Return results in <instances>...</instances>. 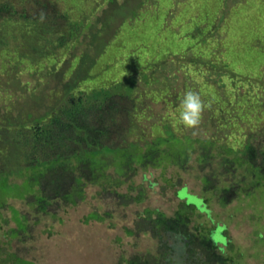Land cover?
Instances as JSON below:
<instances>
[{"label": "rangeland", "instance_id": "rangeland-1", "mask_svg": "<svg viewBox=\"0 0 264 264\" xmlns=\"http://www.w3.org/2000/svg\"><path fill=\"white\" fill-rule=\"evenodd\" d=\"M69 1L66 0V3ZM225 2L223 8L219 3ZM113 10L116 21L109 23L114 18ZM128 10L134 13L128 14L133 19L122 23L119 19ZM73 12L75 15L79 14L76 17L82 26L89 25L87 19L91 26H86L81 31L83 35L72 50V56L80 62L72 64V56L64 60V63L68 60V65L71 66L66 77H85L88 74L89 78L94 77L95 83L85 82L83 86L90 92L95 84L96 87H108L105 84L124 82L129 78L128 72L131 73L135 80L132 93L138 95L142 104L139 126L147 138L159 134L156 128L167 109L163 105L166 98L156 101L152 98L153 92L167 91L170 95L183 93L192 84L188 72L186 74L183 68L181 70L182 66L191 64L193 59L197 60L196 66L205 67L202 74L207 77L201 76L204 79L202 82L215 84L218 81L217 77L222 72L210 67L212 60L207 47L212 44L202 42L200 47L192 46L190 50L187 48L195 45L199 37L213 33V29H207L210 27L207 25L216 22V18L214 32L219 30V23L227 32L226 37L219 33L215 37L227 40L224 50L232 59L229 68L238 74L234 82L235 88L249 86V82L252 88L255 84H260V88L257 85L256 90L252 89L254 93L250 92L251 96L246 97V105L243 103L241 106L244 112L238 111L234 101H228L226 108L221 111L202 115L200 124L195 128L182 125L177 131L180 137L209 136L216 142V147L211 148L213 156L210 163L204 169V164L199 163L196 158L200 148V151L195 150L197 153L192 152L186 168L171 165L165 169H139L131 178L120 177L124 182L113 193H101L98 187L89 186L82 203L66 210L53 209V215H33V211L23 202L11 200L10 203L20 211L30 213L28 216L31 221L38 219L40 222L32 226L30 235L13 239L10 244L5 243L7 238H4L3 232L14 226V223L10 221L8 227L3 225L0 229V258H6L7 253L17 251L20 256L39 264H116L118 260L133 255H153L156 253L157 239L149 233L130 235L127 230L135 229L144 210L156 209L171 217L187 199L199 204L204 202V206L197 204L194 207L190 216L191 231L195 227L211 230L220 251L234 264H264V185L252 186L253 180L246 175L244 180H240L243 175L240 168L234 174L222 173L221 161L225 155H218L221 144L232 143L241 148L249 135L255 137L252 140L255 146L264 144V112L260 110L264 106V0H82L79 6L73 8ZM99 18L105 23L100 28L99 24H94ZM8 30L9 33L6 29L2 40L7 43L9 50L20 54L23 50L17 38L20 31L11 24H8ZM209 37L215 39L213 35ZM134 41L146 43L143 45L146 48L142 51L144 60L140 64H137L136 59L131 62L125 58L127 53H140V45ZM106 43L109 45L105 51ZM213 43L217 45L215 40ZM3 48L6 47L0 45V50ZM148 52L150 54L146 55ZM145 58L150 62L147 63ZM153 61L155 69H149ZM43 66L39 72H22L16 78L14 76L13 83L8 80L10 75L0 67V106L8 110L5 104L14 102L15 105L12 109L14 111H0V119L14 118L23 114L27 108L28 111L33 109L30 106L38 102L36 98L42 99L48 86L58 90L56 93L63 88L64 80L57 82L54 79L55 72L47 73L53 63ZM54 66L57 68V63ZM19 68L24 69V64L21 63ZM78 68L84 71L82 75L78 70L73 74ZM91 70L94 71L92 74ZM242 92L238 89L235 91L236 94ZM51 95L54 96L50 97ZM60 95L50 94L47 100L49 101V97L50 100L58 99ZM253 103L254 111L249 110L248 113L249 106ZM246 114L250 123L248 120L244 121ZM233 119H242L238 123L242 129L230 126ZM226 122L228 125L223 126ZM108 173L113 174V171L109 170ZM202 175L214 177L212 190L203 189L200 179ZM145 176L149 179L146 180ZM230 186L238 192L229 204L221 207L216 201L218 191ZM124 195L140 197L141 201L127 204ZM93 212L104 216L105 220H88ZM8 214L6 211L5 215ZM60 219L61 223L58 221ZM176 249L179 251L182 248L177 246ZM177 260L181 258L178 257Z\"/></svg>", "mask_w": 264, "mask_h": 264}, {"label": "trees", "instance_id": "trees-1", "mask_svg": "<svg viewBox=\"0 0 264 264\" xmlns=\"http://www.w3.org/2000/svg\"><path fill=\"white\" fill-rule=\"evenodd\" d=\"M80 1L70 0L66 3V0H0V45L6 47L0 50V67L10 75L9 82L13 83L14 76L16 78L22 72L33 74L44 68L43 65L51 63L53 66L47 73L55 72L54 79L57 82L64 80L63 88L61 87L59 92L56 93L58 90L48 86L42 99L34 97L38 102L32 103L30 107L33 109L30 108L28 111L27 108L23 114L14 118L0 119V229L3 225L8 227L10 221L14 223V226L3 232L4 238H7L6 244H10L13 239L23 238V235H30L32 226L40 222L38 219L31 221L28 216L30 213L20 211L10 203L11 200L23 202L30 211H33H31L33 215H53V209L66 210L82 203L85 200L86 188L89 186L98 187L101 193L106 191L113 193L124 182L120 177L131 178L139 169H165L171 165L186 168L192 152L197 153L195 150L200 148L201 151L199 150L196 158L199 163L204 164L202 165L204 169L213 156L211 148L216 147L214 145L216 142L209 136L192 138L177 135V131L183 127L177 116L179 100L184 92L171 95L167 91L153 92L152 98L156 101L166 98L163 105L167 106V109L156 128L159 134L147 138L139 126L142 104L138 95L132 93L135 80L131 73L128 72L129 78L123 80L124 82L105 84L108 87H96L95 84L90 92L83 86L85 82L95 83L94 77L89 78V74L85 77L72 76L70 79L66 77L71 66L68 65V60L65 63L64 60L72 56L76 42L83 35L81 31L86 26H91L88 19L86 22L89 25L82 26L76 17L79 14L75 15L73 12V8L79 6ZM219 4L224 8L226 2ZM217 10L219 11V8ZM128 14L134 15L128 10L122 14L119 21L123 23L133 19V16L130 18ZM101 20L99 18L94 23L99 24V28L103 24L105 26ZM112 20L116 21L115 13L114 18L108 22L111 23ZM215 20L217 22V18ZM216 22L207 25H210L207 29H213L212 34L199 37L195 45L187 48L190 50L192 46L200 47L202 42L212 44L207 47L212 60L210 67L222 72L217 77L218 81L215 84L202 82L203 78L207 77L202 74L205 67L196 66L197 60L193 59L191 64L181 67V70L183 68L186 74L188 72L189 78L192 79V84L187 90L197 91L204 101L202 115L221 111L222 108H226L228 101H234L238 111H243L241 106L246 103V97L251 96L250 92H253L252 89L256 90L258 85L255 84L252 88L249 82V86L237 88L238 91H243L242 93H235L237 89L234 82L238 74L229 68L232 59L224 50L227 40L215 37L217 33L226 37L227 32L220 23L219 30L214 32ZM8 24L20 31L17 35L23 49L20 54L9 50L7 43L2 40L3 35H6V29L9 33ZM210 35L215 39H210ZM214 40L217 45L213 43ZM136 43L140 45L138 48L140 53L132 54L127 51L124 53L128 54L125 57L127 61L132 62L136 59L137 64H140L144 60L142 51L145 50L146 47L143 45L146 43ZM107 45L109 43H106ZM107 48L108 46L105 51ZM148 54L150 53H146ZM145 59L147 62L148 58ZM70 60L72 64L80 62L74 56ZM21 63L24 64V69L19 68ZM56 63L57 68L54 66ZM204 64L208 66L206 62ZM153 67L155 69L154 61L149 69ZM76 71L80 75L84 73L78 68L73 74ZM93 72L91 70L90 73ZM50 94L60 96L58 99L50 100V97L54 96L51 95L48 101L47 97ZM5 106L8 110L14 111L12 110L14 102ZM249 107L248 113L249 110L254 111V103ZM3 109L5 108L0 106V111ZM260 110L264 112V106ZM244 119V121L249 119L247 114ZM240 120L242 119H233L230 126L242 129L238 125ZM248 121L250 123V120ZM227 125L228 122L223 124ZM253 139L255 140V137L249 135L241 148L235 147L232 143L221 144L218 147V155H225L221 161L222 173L234 174L240 168L243 170L240 180L248 176L253 180L252 186L255 187L264 185V144L255 146ZM109 170H112L113 174L108 173ZM18 178L20 181H15ZM200 179L205 191L213 189V176L202 175ZM237 192L233 186L224 187L218 191L217 204L221 207L226 206ZM124 198L127 199V204L141 201L140 197L124 195ZM197 204L199 203L186 199L171 217L156 209L144 210L135 229L127 230V233L151 234L158 241L156 253L145 256L133 255L118 260L116 264H234L220 251L211 230L204 227L190 230V216ZM199 205L204 206V202ZM6 211L9 212L8 216L5 215ZM89 219L96 222L105 220L104 216L97 212H93ZM58 221L62 222L61 219ZM177 246L182 249L177 251ZM177 256L181 260H177ZM6 263L39 264L20 256L17 251L7 253L6 258H0V264Z\"/></svg>", "mask_w": 264, "mask_h": 264}, {"label": "clouds", "instance_id": "clouds-1", "mask_svg": "<svg viewBox=\"0 0 264 264\" xmlns=\"http://www.w3.org/2000/svg\"><path fill=\"white\" fill-rule=\"evenodd\" d=\"M205 104L200 94L192 89L186 90L179 100V112L177 120L188 128H195L201 122ZM145 179H149L145 176Z\"/></svg>", "mask_w": 264, "mask_h": 264}]
</instances>
